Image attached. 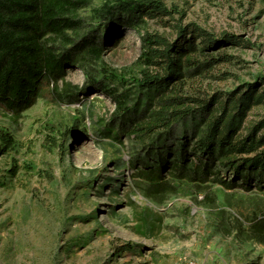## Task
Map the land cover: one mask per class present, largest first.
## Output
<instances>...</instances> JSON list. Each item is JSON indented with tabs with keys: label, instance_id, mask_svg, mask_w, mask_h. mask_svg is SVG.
Segmentation results:
<instances>
[{
	"label": "rangeland",
	"instance_id": "rangeland-1",
	"mask_svg": "<svg viewBox=\"0 0 264 264\" xmlns=\"http://www.w3.org/2000/svg\"><path fill=\"white\" fill-rule=\"evenodd\" d=\"M107 1L93 0L81 16L98 26L92 10ZM162 1L171 14H147L136 27L119 29L92 73L102 78L106 68L122 77L105 83L134 103L143 95L132 78L152 69L142 58L143 37L174 41L179 25L196 24L242 39L215 52L232 61L206 83L223 91L255 82L264 88V0ZM219 71L230 76L221 79ZM67 79L83 85L86 75L70 69ZM115 112L99 90L71 106L43 91L20 117L0 107V264H264V242L235 219L264 215V181L254 179L250 191L214 185L218 209L188 185L150 198L129 164L142 146L113 133ZM257 114L264 108L250 119Z\"/></svg>",
	"mask_w": 264,
	"mask_h": 264
},
{
	"label": "trees",
	"instance_id": "trees-1",
	"mask_svg": "<svg viewBox=\"0 0 264 264\" xmlns=\"http://www.w3.org/2000/svg\"><path fill=\"white\" fill-rule=\"evenodd\" d=\"M92 4L0 0V107L20 117L43 91L70 106L81 104L93 91L105 93L116 103L112 124L118 131L113 133L142 146L129 164L138 188L150 198L188 185L203 196L204 204L218 209L214 185L250 191L254 179L264 181V116L250 119L264 108V88L255 82L223 91L205 82L214 77L213 69L232 61L228 54L215 52L222 45H241L240 36H217L196 24L179 25L174 41L145 35L142 58L152 69L132 78L143 95L132 103L105 83L126 80L106 68L99 78L91 67L102 62L119 29L136 27L147 14L171 11L162 0H109L92 10L96 26L80 14ZM78 68L86 75L83 85L67 79L68 70ZM219 73L221 79L230 76ZM235 219L240 230L264 242V215Z\"/></svg>",
	"mask_w": 264,
	"mask_h": 264
}]
</instances>
